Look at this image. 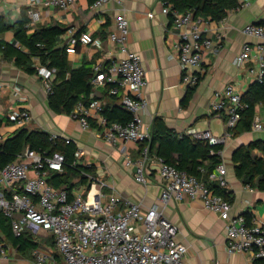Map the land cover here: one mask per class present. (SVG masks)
<instances>
[{
  "label": "built area",
  "instance_id": "2783aa9c",
  "mask_svg": "<svg viewBox=\"0 0 264 264\" xmlns=\"http://www.w3.org/2000/svg\"><path fill=\"white\" fill-rule=\"evenodd\" d=\"M115 0H96L93 7L102 6ZM241 8L251 0H237ZM2 0H0L1 4ZM81 0H29L27 15L30 28L42 19L41 9L57 8L71 11ZM165 5V2H164ZM163 13L170 15L174 28L179 32L180 41L176 45L178 62L184 71L183 84L196 87L200 77L194 70L200 69L204 56L215 50L213 41L204 35L206 20L195 18L193 11L178 12L172 5L164 6ZM3 9H0V16ZM154 18V14H148ZM225 19L221 22L223 23ZM246 38L259 43L252 46L245 43L234 63L245 66L257 54L259 69H251V74L261 79L264 74V25L248 24L242 30ZM130 23L125 15L118 16L115 29L109 40L119 54L124 55L111 69L95 67L94 86H109V94L119 100V104L132 114V121L126 125L110 122L103 114L102 105L92 96L87 105L79 103L72 118L84 130L93 129L97 124L99 136L113 146L132 143L137 146L138 155L124 157L127 166L133 169L137 183L148 187L154 183L162 190L159 201H182L186 198L199 200L204 209L213 212L226 222L227 250L229 254H248L251 261L264 264V225L250 223L245 215H235L231 201L217 192V188H228V169L221 163L214 171L201 169L207 180H201L167 163L150 148V134L144 128L143 113L148 107L146 70L141 56L129 47ZM94 38L90 33H82L71 41L68 53H75L79 44L91 45ZM37 75L48 95L53 93L54 70L45 65H37ZM18 96L23 89L14 86ZM247 105L243 95L234 85H227L214 94L211 109L227 124V134L219 136L210 130L192 129L189 135L207 141L210 145L224 144L234 134L242 120ZM12 121L19 128H26L33 122L31 110L17 111ZM252 131L264 133V120L255 116ZM53 142L73 143L70 138L50 135ZM5 142L0 137V146ZM83 151L76 152L74 165H81ZM66 157L55 151L45 154L27 148L18 159L0 170V212L11 221L14 234L18 237L29 232L38 237L47 234L55 241L56 251L40 245L32 253L36 264H185L188 247L178 240V227L164 213L159 203L144 210L141 203L122 199L109 194L107 182L84 170L81 175L86 183L72 192L56 188L49 178L52 172L64 170ZM82 166V165H81ZM86 168V166H82ZM4 251L0 248V255ZM57 257L62 259L58 262Z\"/></svg>",
  "mask_w": 264,
  "mask_h": 264
},
{
  "label": "crops",
  "instance_id": "0c3cea01",
  "mask_svg": "<svg viewBox=\"0 0 264 264\" xmlns=\"http://www.w3.org/2000/svg\"><path fill=\"white\" fill-rule=\"evenodd\" d=\"M95 1L81 0L71 11L43 8V19L30 32L51 26L67 28L68 32L59 38L60 46H67V49L71 47L73 38L90 33L95 40L93 44H79L75 53H68L70 69L85 65L111 69L124 55L118 53L109 35L115 29L116 18L125 15L130 23V50L141 56L146 70L148 85L145 94L149 105L143 113L145 130L151 134L155 120L160 118L179 135H189L192 129L226 135V120L212 111L211 103L214 94L224 90L227 85H234L244 95L258 80L251 74V69H259L256 52L245 66L237 67L234 60L246 42L257 45L258 41L246 38L242 30L251 23L264 24V0H251L247 6L231 10L223 23L207 21L204 24V35L213 41L215 50L204 56L200 69L194 70L200 77L197 87L183 84L184 71L178 62L176 48L180 41L179 32L173 26L172 17L163 13V0H115L96 8L93 7ZM28 3L29 0H2L1 17L9 23L17 21ZM150 13L154 14V18L148 16ZM0 40L14 44V33L0 35ZM38 64L36 61V68ZM16 85L23 89L21 96L14 90ZM92 86L89 99L94 96L101 103L103 114L106 108L119 102L109 94L108 85ZM191 90L192 95L186 102ZM25 109L33 114V122L26 129L72 139L73 144L83 151L79 163L93 167L91 174L107 182V193L141 203L144 210L159 203L165 216L178 227V240L188 247L185 264L250 263L251 256L248 254L228 253L226 222L204 209L199 200L186 198L164 204L159 201L162 194L159 185L154 183L145 187L135 181L133 169L126 165L124 157L131 154L136 158L137 146L132 143L113 146L99 136L100 129L95 121L92 122L93 129L84 130L72 116L55 113L50 108L49 95L43 88L41 78L37 74H27L0 51V137L5 141L24 129L15 126L12 115ZM256 109V116L264 120V101ZM263 140L264 133L234 132L227 139L221 155L222 163L228 169L226 190L230 193L233 213L249 214L250 223L264 225V191L244 184L236 174L237 166L233 161L236 150ZM254 154L262 156L258 149L254 150ZM39 237L41 240L37 237V241L42 248L54 249L49 244V235L43 233ZM30 255L29 259L8 246L0 255V264H36L33 255ZM57 260L62 262L59 257Z\"/></svg>",
  "mask_w": 264,
  "mask_h": 264
},
{
  "label": "trees",
  "instance_id": "16d2710c",
  "mask_svg": "<svg viewBox=\"0 0 264 264\" xmlns=\"http://www.w3.org/2000/svg\"><path fill=\"white\" fill-rule=\"evenodd\" d=\"M163 1L165 5L171 4L172 10L181 13L193 11L195 18L216 23H221L231 10L241 8L237 0ZM29 23L27 9L20 19L13 23L6 22L0 16V35L13 32L15 36L14 44L0 40V51L4 57L13 60L29 75L37 74L36 61L54 70L56 79L54 80L53 93L49 95L50 108L57 114L71 116L79 103L85 105L89 103V96L93 88L92 81L96 76L93 66L85 65L70 69L67 46H60L59 43V38L68 32L67 28L51 26L30 32ZM191 95L192 90L188 93L186 102ZM243 101L247 107L242 113V120L234 130L237 133L252 131L257 105L264 101V74L261 79L253 82L243 95ZM104 116L110 122H118L123 125L130 123L133 118L132 114L117 102L104 110ZM150 136V148L153 152L155 151L167 163L198 179L207 180V175L201 169L205 168L212 172L217 165L222 163L221 154L225 148L224 144L210 145L207 141L196 140L187 134L179 135L170 130L160 118L155 120ZM27 148L45 154L59 151L65 155L64 170L61 173L52 172L49 178L56 188L72 192L80 184L86 183V179L80 176L83 170L88 174L93 173V167L83 168L81 165H74L75 154L78 151L75 144L53 142L49 133L26 128L19 130L1 144L0 170L15 162ZM255 149L261 151L262 156L255 155ZM233 161L237 166L236 174L244 184L264 191V140L235 151ZM76 177L79 178V181L75 183L73 181ZM217 192L229 199L230 193L227 190L217 188ZM245 216L248 222H251L250 215L245 214ZM37 240L38 238L29 232H25L20 237L16 236L12 230L10 219L0 212V248L2 251H6L8 246H12L19 254L26 256L38 248ZM256 264L263 263L256 261Z\"/></svg>",
  "mask_w": 264,
  "mask_h": 264
},
{
  "label": "rangeland",
  "instance_id": "374dc122",
  "mask_svg": "<svg viewBox=\"0 0 264 264\" xmlns=\"http://www.w3.org/2000/svg\"><path fill=\"white\" fill-rule=\"evenodd\" d=\"M253 24H257V23H253ZM258 24H260V23H258ZM262 25H264V24H262ZM248 39H250V38H248ZM251 40H256V39H251ZM256 41H258V40H256ZM258 43H259V41H258ZM257 43V44H258ZM251 44V43H250ZM253 46V45H252ZM38 63V62H37ZM79 181V178L78 177H76L75 179H74V181L73 182H78ZM38 238H39V240H41V237H39L38 236ZM49 244L54 248H52L54 251H56V247H55V241H54V239H52V238H49ZM26 257H29V259H30V257H31V255L29 254V255H26Z\"/></svg>",
  "mask_w": 264,
  "mask_h": 264
},
{
  "label": "water",
  "instance_id": "95a60500",
  "mask_svg": "<svg viewBox=\"0 0 264 264\" xmlns=\"http://www.w3.org/2000/svg\"><path fill=\"white\" fill-rule=\"evenodd\" d=\"M258 24V23H257ZM237 151V150H236Z\"/></svg>",
  "mask_w": 264,
  "mask_h": 264
}]
</instances>
